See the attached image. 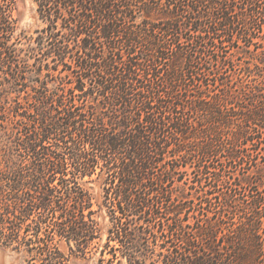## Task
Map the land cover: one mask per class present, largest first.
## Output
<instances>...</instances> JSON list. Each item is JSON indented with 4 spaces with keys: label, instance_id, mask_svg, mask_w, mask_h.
I'll return each instance as SVG.
<instances>
[{
    "label": "trees",
    "instance_id": "trees-1",
    "mask_svg": "<svg viewBox=\"0 0 264 264\" xmlns=\"http://www.w3.org/2000/svg\"><path fill=\"white\" fill-rule=\"evenodd\" d=\"M33 1L43 27L20 57L0 0V130L39 163L11 185L39 193L21 218L45 209L49 233L98 264H264V0Z\"/></svg>",
    "mask_w": 264,
    "mask_h": 264
},
{
    "label": "rangeland",
    "instance_id": "rangeland-1",
    "mask_svg": "<svg viewBox=\"0 0 264 264\" xmlns=\"http://www.w3.org/2000/svg\"><path fill=\"white\" fill-rule=\"evenodd\" d=\"M8 19L12 22L6 36L8 45L16 50L18 56L25 57V51L22 48L26 46L27 38L36 35V30L43 27V23L38 16L36 4L33 0H14L12 9L11 11L9 10ZM255 41L264 44V28H261ZM238 43L243 44L244 42L240 39ZM252 47L254 46L252 45ZM244 48L248 49L246 46ZM226 50L227 56L234 59L237 65L242 64L244 60L249 58V53H242L243 48L237 50L236 47L227 46ZM32 62L31 60L30 63ZM5 76L6 73L0 66V99L2 98L3 89L8 85L5 81ZM1 82L5 85H1ZM15 93H12L13 97H15ZM21 100L23 99L21 98ZM11 101L15 103L14 100ZM20 127L22 128V126ZM12 130L10 127L7 133L0 130V264H46L49 253L53 254L52 258L58 262L57 264H60L61 261H63L62 264H98L99 253L87 258H78L71 253L65 239L60 238L58 235L52 236V233H49L53 230V221L51 220L50 223L40 222L41 218H44L47 214L45 209H35L30 219L23 220L21 218L28 198L31 197V194L39 195V193L26 187L18 192L22 199L25 200L21 202L16 199V194L11 185L13 186L18 181L26 182L31 179L32 170L39 163L37 159L26 152V135H20ZM261 147V153L258 155V165L259 167H264V139ZM50 148L55 150L56 146L53 144ZM256 169L257 166H252L249 169H243V167L239 166L235 173L249 175L255 179ZM194 175V167H189L188 171L185 172L187 183H185L184 187L188 197L185 200L194 199L195 202H198L200 199L197 196L203 191L199 188L191 187ZM59 177L57 175L55 183L58 182ZM82 184L94 194H98L99 186L96 183L82 181ZM92 185H95L93 189L91 188ZM225 189L220 186L218 191L211 194L210 197L219 195ZM97 219L100 223L99 228H101L105 237L108 221H102L99 217ZM191 220H194V217ZM39 224L42 229H39V235H36L32 232L38 229ZM26 230L29 231L27 232ZM57 249H60L65 254V257H62L56 251ZM116 264L126 263L123 261Z\"/></svg>",
    "mask_w": 264,
    "mask_h": 264
}]
</instances>
